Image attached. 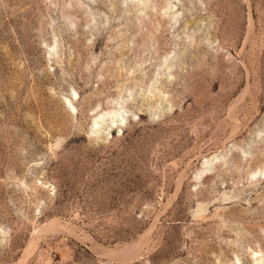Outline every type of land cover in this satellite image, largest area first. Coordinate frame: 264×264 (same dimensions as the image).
Here are the masks:
<instances>
[{
    "label": "rangeland",
    "instance_id": "rangeland-1",
    "mask_svg": "<svg viewBox=\"0 0 264 264\" xmlns=\"http://www.w3.org/2000/svg\"><path fill=\"white\" fill-rule=\"evenodd\" d=\"M0 264H264V0H0Z\"/></svg>",
    "mask_w": 264,
    "mask_h": 264
}]
</instances>
